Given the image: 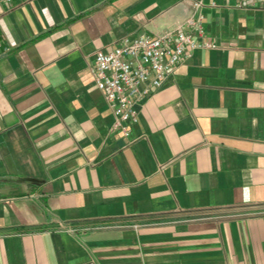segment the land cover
<instances>
[{"label":"crops","instance_id":"0c3cea01","mask_svg":"<svg viewBox=\"0 0 264 264\" xmlns=\"http://www.w3.org/2000/svg\"><path fill=\"white\" fill-rule=\"evenodd\" d=\"M204 10V39L130 137L98 51L191 0L0 2V264H264V10Z\"/></svg>","mask_w":264,"mask_h":264},{"label":"built area","instance_id":"2783aa9c","mask_svg":"<svg viewBox=\"0 0 264 264\" xmlns=\"http://www.w3.org/2000/svg\"><path fill=\"white\" fill-rule=\"evenodd\" d=\"M194 14L183 24L157 34L124 38L109 51H98L90 71L96 87L105 95L114 115L113 130L130 137V125L138 121V104L162 87L175 68L199 49L216 45L204 39V10L226 0H191ZM236 8L264 10V0H235ZM12 4L13 0H0ZM9 49L0 39V57Z\"/></svg>","mask_w":264,"mask_h":264}]
</instances>
